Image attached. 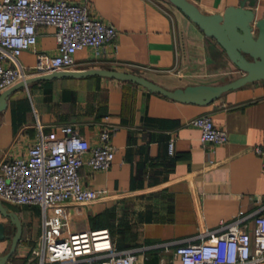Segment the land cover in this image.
<instances>
[{
	"label": "crops",
	"instance_id": "crops-1",
	"mask_svg": "<svg viewBox=\"0 0 264 264\" xmlns=\"http://www.w3.org/2000/svg\"><path fill=\"white\" fill-rule=\"evenodd\" d=\"M67 1L88 4L119 36L116 47L107 45L101 54L93 48L78 51L74 67L63 71L134 73L171 91L223 86L243 75L217 40L169 0ZM189 1L206 15L244 7L257 20L264 16V0ZM56 32L52 26L39 27V52L57 55ZM19 61L31 67L37 57L27 50ZM7 104L0 112V162L27 155L38 121L46 132L72 125L91 144L104 127L118 128L110 170L81 169L83 184L102 194L72 212V224L87 231L109 229L118 249L137 251L139 264H181L174 246L168 252L164 245L216 232L240 212L249 225L257 214H264L262 157L255 152L256 146L264 149V80L198 105L129 81L64 77L28 84L13 92ZM202 115H211L215 125L228 132L227 144H202L200 129L190 124ZM171 140L174 156L168 151ZM4 205L22 222L16 252L25 256L40 239L41 209ZM1 223L6 227L5 238H0L3 256L17 229L0 211Z\"/></svg>",
	"mask_w": 264,
	"mask_h": 264
},
{
	"label": "built area",
	"instance_id": "built-area-1",
	"mask_svg": "<svg viewBox=\"0 0 264 264\" xmlns=\"http://www.w3.org/2000/svg\"><path fill=\"white\" fill-rule=\"evenodd\" d=\"M41 25L57 29L55 56L37 50ZM118 36V30L96 18L86 3L1 0L0 94L30 78L74 67L80 50L93 48L101 54L107 45L116 47ZM27 50L36 54L34 66L19 61ZM190 124L200 129L204 145L220 146L229 141L228 132L217 127L211 115L198 116ZM117 130L104 127L91 144L72 125L46 132L38 121L27 155L0 162V200L41 209L42 232L29 264H139L137 251L118 249L109 229L87 231L72 224L71 213L102 194L83 184L81 169L110 170L116 157L112 140ZM168 151L174 156V140L169 142ZM255 152L262 157L264 173V149L256 146ZM245 219L240 212L216 232L164 248L169 252L174 246L181 264H264V214H257L252 225Z\"/></svg>",
	"mask_w": 264,
	"mask_h": 264
},
{
	"label": "water",
	"instance_id": "water-1",
	"mask_svg": "<svg viewBox=\"0 0 264 264\" xmlns=\"http://www.w3.org/2000/svg\"><path fill=\"white\" fill-rule=\"evenodd\" d=\"M181 10L203 32L214 39L227 52L233 63L241 70L242 77L223 86H190L185 89L167 90L144 76L104 69H92L83 72L58 71L41 75L21 82L0 94V112L7 109L10 95L16 90L27 87L28 84L43 80H53L64 77L102 76L120 81L139 84L155 93L164 95L176 101L204 105L217 100L223 93L239 88L248 83L264 80V16L257 20L256 14L244 7H230L223 15H206L189 0H169ZM1 213L9 217L16 226L10 251L0 256V264H7L16 253L23 234V225L19 216L9 212L0 200ZM6 227L0 224V238H5Z\"/></svg>",
	"mask_w": 264,
	"mask_h": 264
},
{
	"label": "rangeland",
	"instance_id": "rangeland-1",
	"mask_svg": "<svg viewBox=\"0 0 264 264\" xmlns=\"http://www.w3.org/2000/svg\"><path fill=\"white\" fill-rule=\"evenodd\" d=\"M32 250L29 254H26L25 256H20L17 252L12 256L10 259L9 264H29L32 258Z\"/></svg>",
	"mask_w": 264,
	"mask_h": 264
},
{
	"label": "trees",
	"instance_id": "trees-1",
	"mask_svg": "<svg viewBox=\"0 0 264 264\" xmlns=\"http://www.w3.org/2000/svg\"><path fill=\"white\" fill-rule=\"evenodd\" d=\"M102 229V228H101Z\"/></svg>",
	"mask_w": 264,
	"mask_h": 264
}]
</instances>
